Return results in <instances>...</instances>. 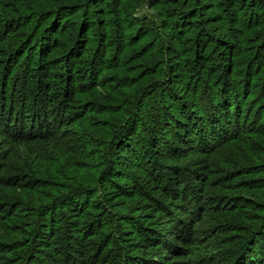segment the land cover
<instances>
[{
	"label": "trees",
	"instance_id": "trees-1",
	"mask_svg": "<svg viewBox=\"0 0 264 264\" xmlns=\"http://www.w3.org/2000/svg\"><path fill=\"white\" fill-rule=\"evenodd\" d=\"M0 264H264V0H0Z\"/></svg>",
	"mask_w": 264,
	"mask_h": 264
},
{
	"label": "rangeland",
	"instance_id": "rangeland-1",
	"mask_svg": "<svg viewBox=\"0 0 264 264\" xmlns=\"http://www.w3.org/2000/svg\"><path fill=\"white\" fill-rule=\"evenodd\" d=\"M144 9V8H143ZM142 11V10H141Z\"/></svg>",
	"mask_w": 264,
	"mask_h": 264
}]
</instances>
